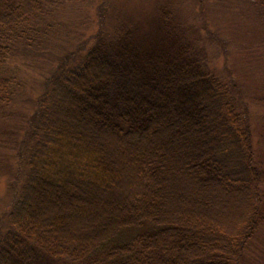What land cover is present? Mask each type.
Returning a JSON list of instances; mask_svg holds the SVG:
<instances>
[{
    "label": "trees",
    "instance_id": "1",
    "mask_svg": "<svg viewBox=\"0 0 264 264\" xmlns=\"http://www.w3.org/2000/svg\"><path fill=\"white\" fill-rule=\"evenodd\" d=\"M62 2L0 0V115L18 92L7 64ZM160 15V41L100 39L36 98L31 142L0 157L15 184L0 264H239L264 220V165L228 87Z\"/></svg>",
    "mask_w": 264,
    "mask_h": 264
},
{
    "label": "rangeland",
    "instance_id": "2",
    "mask_svg": "<svg viewBox=\"0 0 264 264\" xmlns=\"http://www.w3.org/2000/svg\"><path fill=\"white\" fill-rule=\"evenodd\" d=\"M162 10L171 24H179L183 39L200 53L208 71L228 87L235 109L251 131L253 163L264 165V0H63L39 24L43 33L37 45L21 47L7 64L6 76L14 78L18 92L9 110L0 115V157L16 153L27 139L31 142L26 133L34 102L61 67L77 65L100 39L160 41ZM3 167L0 218L12 204L15 185L12 171ZM26 172L21 163V185ZM260 191L264 198V184ZM234 202L227 210L232 218L240 210ZM0 224L3 227L4 222ZM245 250L239 264H264V220ZM48 263L45 259L40 264ZM54 263L65 264L59 259Z\"/></svg>",
    "mask_w": 264,
    "mask_h": 264
}]
</instances>
